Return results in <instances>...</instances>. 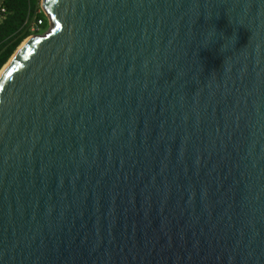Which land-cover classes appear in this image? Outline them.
I'll return each instance as SVG.
<instances>
[{
  "label": "water",
  "instance_id": "1",
  "mask_svg": "<svg viewBox=\"0 0 264 264\" xmlns=\"http://www.w3.org/2000/svg\"><path fill=\"white\" fill-rule=\"evenodd\" d=\"M41 7L0 74V264H264V0Z\"/></svg>",
  "mask_w": 264,
  "mask_h": 264
},
{
  "label": "trees",
  "instance_id": "2",
  "mask_svg": "<svg viewBox=\"0 0 264 264\" xmlns=\"http://www.w3.org/2000/svg\"><path fill=\"white\" fill-rule=\"evenodd\" d=\"M1 6L4 12L0 14V69L29 35L44 32L48 27L40 0H1ZM35 19H41V24L32 30Z\"/></svg>",
  "mask_w": 264,
  "mask_h": 264
},
{
  "label": "bare ground",
  "instance_id": "3",
  "mask_svg": "<svg viewBox=\"0 0 264 264\" xmlns=\"http://www.w3.org/2000/svg\"><path fill=\"white\" fill-rule=\"evenodd\" d=\"M31 38V36H29V37H27L19 46H18V48L16 49V51H15V54L17 53V52H19L23 47H24V45L28 42V40ZM13 58V56L8 60V62L11 60ZM7 62V63H8ZM7 63L2 67V69H0V74L2 73V71L4 70V68H5V66L7 65Z\"/></svg>",
  "mask_w": 264,
  "mask_h": 264
},
{
  "label": "built area",
  "instance_id": "4",
  "mask_svg": "<svg viewBox=\"0 0 264 264\" xmlns=\"http://www.w3.org/2000/svg\"><path fill=\"white\" fill-rule=\"evenodd\" d=\"M3 12H4V8L2 6H0V14H3ZM39 24H41V19H35L32 22L31 29L32 30L37 29Z\"/></svg>",
  "mask_w": 264,
  "mask_h": 264
},
{
  "label": "rangeland",
  "instance_id": "5",
  "mask_svg": "<svg viewBox=\"0 0 264 264\" xmlns=\"http://www.w3.org/2000/svg\"><path fill=\"white\" fill-rule=\"evenodd\" d=\"M41 1H42V0H40V9L43 11V9H42V7H41ZM43 12H44V11H43ZM46 16H47V15H46ZM42 32H43V31H42ZM31 35H33V34H31ZM31 35H29V36H31ZM29 36H28V37H29ZM7 62H8V61H7ZM3 66H4V65H3ZM1 69H2V68H1Z\"/></svg>",
  "mask_w": 264,
  "mask_h": 264
},
{
  "label": "crops",
  "instance_id": "6",
  "mask_svg": "<svg viewBox=\"0 0 264 264\" xmlns=\"http://www.w3.org/2000/svg\"><path fill=\"white\" fill-rule=\"evenodd\" d=\"M0 6H1V0H0Z\"/></svg>",
  "mask_w": 264,
  "mask_h": 264
}]
</instances>
